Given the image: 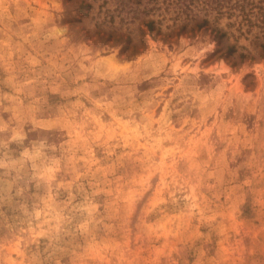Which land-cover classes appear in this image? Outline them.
Segmentation results:
<instances>
[{
  "label": "rangeland",
  "instance_id": "obj_1",
  "mask_svg": "<svg viewBox=\"0 0 264 264\" xmlns=\"http://www.w3.org/2000/svg\"><path fill=\"white\" fill-rule=\"evenodd\" d=\"M241 6L264 0H0V264H264Z\"/></svg>",
  "mask_w": 264,
  "mask_h": 264
},
{
  "label": "trees",
  "instance_id": "obj_2",
  "mask_svg": "<svg viewBox=\"0 0 264 264\" xmlns=\"http://www.w3.org/2000/svg\"><path fill=\"white\" fill-rule=\"evenodd\" d=\"M231 11L225 12L222 9L219 10L220 15H226L228 14V17H236L238 22V29L241 31L243 27L247 26L249 29L248 31H251L252 28H257L260 30L262 35L264 36V8H246L245 6H241L238 8L230 9ZM207 21H204V24H206ZM152 24V23H151ZM230 25V24H229ZM150 30H152V26L149 25ZM215 34V39L217 41V44L219 48L216 50V53L221 52L219 55L220 58H229L232 57L237 52V46L235 45H228L223 44L224 39L227 37V32H225L222 29H214L212 31ZM229 38H227L228 40ZM260 47L262 49V53L260 55V58L264 59V43H260ZM240 58L242 61L249 59V60H255V57L251 54H240ZM235 65V63H233Z\"/></svg>",
  "mask_w": 264,
  "mask_h": 264
}]
</instances>
